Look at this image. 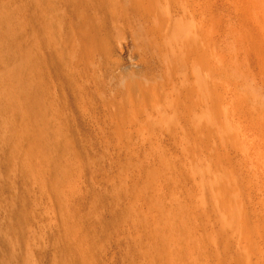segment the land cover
<instances>
[{
	"label": "rangeland",
	"instance_id": "1",
	"mask_svg": "<svg viewBox=\"0 0 264 264\" xmlns=\"http://www.w3.org/2000/svg\"><path fill=\"white\" fill-rule=\"evenodd\" d=\"M234 12L0 0V264H264L263 33Z\"/></svg>",
	"mask_w": 264,
	"mask_h": 264
},
{
	"label": "bare ground",
	"instance_id": "2",
	"mask_svg": "<svg viewBox=\"0 0 264 264\" xmlns=\"http://www.w3.org/2000/svg\"><path fill=\"white\" fill-rule=\"evenodd\" d=\"M223 1L229 3L233 7V10L235 11L233 14L240 21L241 24L249 23L251 21L255 23L257 28L261 30V32L263 33V37L261 38V40L264 42V0H223ZM168 8L170 10V6H168ZM188 32L189 31H187V33ZM187 33L184 34V37L187 36ZM237 34L238 33L236 32L233 35V37L237 36ZM176 38L179 41V45L182 47L184 45L189 44L187 42L183 43V41H181L183 39H181L180 35L179 36L177 35ZM241 40H244V37H241ZM226 71H227V74H224L223 78H227L229 76L231 69L226 67ZM226 86H236V84H233V82L228 81L226 82ZM262 119L263 118L259 117V118H256L255 121L257 122L258 125L261 124L262 126H264V121H261ZM223 130L224 132L227 131L225 129H222V131ZM255 131L263 133L262 127H258L257 130Z\"/></svg>",
	"mask_w": 264,
	"mask_h": 264
}]
</instances>
